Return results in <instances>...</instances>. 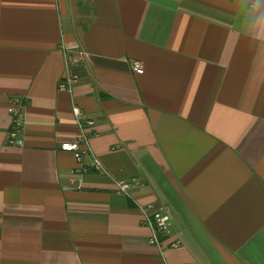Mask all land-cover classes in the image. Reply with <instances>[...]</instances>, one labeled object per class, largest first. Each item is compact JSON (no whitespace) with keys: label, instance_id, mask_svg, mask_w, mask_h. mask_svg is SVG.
Here are the masks:
<instances>
[{"label":"crops","instance_id":"0c3cea01","mask_svg":"<svg viewBox=\"0 0 264 264\" xmlns=\"http://www.w3.org/2000/svg\"><path fill=\"white\" fill-rule=\"evenodd\" d=\"M0 264H264V0H0Z\"/></svg>","mask_w":264,"mask_h":264},{"label":"built area","instance_id":"2783aa9c","mask_svg":"<svg viewBox=\"0 0 264 264\" xmlns=\"http://www.w3.org/2000/svg\"><path fill=\"white\" fill-rule=\"evenodd\" d=\"M72 56L66 57V63L68 66H74L78 64L82 58L85 57V53L82 50H74ZM132 69L136 73H143L144 69L142 64L135 60L132 62ZM78 79L77 75L67 74L64 79L60 81L59 88L66 89L68 91L72 90L74 82ZM8 111L12 117V129L10 132V142L17 146H22L23 141L18 137L19 134L23 132V127L25 123V112H24V102L21 98H12L8 106ZM73 115L78 123V125L84 130V134L80 139L75 141L64 142L61 148L66 151H71L74 153L78 161L82 160L85 153L90 151L89 139L87 133H85V126L92 125L93 119L88 117L80 107L74 106ZM93 169H102L101 162L95 158L91 164ZM86 169V168H85ZM137 184L136 180H121L116 184L118 192L125 195H130L131 188ZM144 222L151 229V235L149 237V244L153 246L160 247L162 239L170 224V215L168 212L157 204H151L144 210ZM181 246V241L175 239L170 243V248H179Z\"/></svg>","mask_w":264,"mask_h":264},{"label":"clouds","instance_id":"9594fccd","mask_svg":"<svg viewBox=\"0 0 264 264\" xmlns=\"http://www.w3.org/2000/svg\"><path fill=\"white\" fill-rule=\"evenodd\" d=\"M260 2V0H257V3H259Z\"/></svg>","mask_w":264,"mask_h":264}]
</instances>
